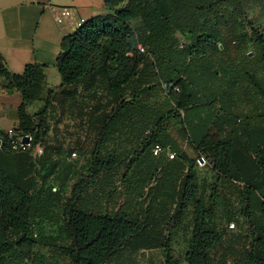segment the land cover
<instances>
[{
	"label": "trees",
	"instance_id": "16d2710c",
	"mask_svg": "<svg viewBox=\"0 0 264 264\" xmlns=\"http://www.w3.org/2000/svg\"><path fill=\"white\" fill-rule=\"evenodd\" d=\"M104 3L107 12L65 35L56 62L60 87L73 88L64 107L95 129L92 147L79 151L89 156L78 173L71 161L58 173L52 154L46 158L53 89L43 107L28 111L44 99L46 65L29 63L14 73L0 56L2 88L22 95L13 137L30 133L32 144L45 149L38 159L12 151V137L0 129V264H128L126 248H161L164 264H180L172 235L187 217L185 264H264V72L257 68L259 62L264 70V29L251 17V1ZM238 90L243 104L232 99ZM188 116L201 118L194 131ZM172 119L196 157L180 146L172 147V159L153 153L157 143L164 150L173 144ZM200 154L216 176L209 186L199 178ZM125 160L127 196L136 199L127 211L124 204L108 210ZM73 173L78 179L67 193ZM218 198L232 205L226 220L243 219L250 233L241 249L227 247L214 260L225 239ZM54 220L55 228L41 234Z\"/></svg>",
	"mask_w": 264,
	"mask_h": 264
},
{
	"label": "crops",
	"instance_id": "0c3cea01",
	"mask_svg": "<svg viewBox=\"0 0 264 264\" xmlns=\"http://www.w3.org/2000/svg\"><path fill=\"white\" fill-rule=\"evenodd\" d=\"M47 1L48 0H0V56L4 58L8 70L14 73H22L29 63L46 65L44 67L46 84L42 93L44 99L36 100L31 103L28 106V111L30 113H35L43 107L49 89H53L54 92L46 114L49 126L46 137V158L48 159V155L52 154L50 156V161L58 162L57 169L58 173H60V169L63 168L64 164L72 160L71 156H73V152H76L75 156H77V151L79 152L81 149L87 150L88 147L84 146L82 144L83 141L78 138H76L75 142L76 145L79 146H68L65 136L66 133L60 129L61 122L63 121L62 117L68 112V104L65 107L63 105L68 99L65 93L67 90L73 88L67 86L60 87L62 78L56 66V62L62 51V42L65 35L73 32L74 28L72 27L68 32L65 27L58 25L54 20L53 13L44 6ZM53 1L59 5L80 6L83 16L87 19L108 11L104 0ZM253 1L259 5V9L263 8L264 0ZM255 13L256 11L252 12L254 17ZM261 20L262 23H264V14L261 15ZM225 62L228 63V60ZM3 83L4 79L0 76V129L8 131L10 128L18 126V108L22 102V95L18 91L9 93L2 88ZM80 89H82L81 86L78 87V90ZM232 99L239 104L246 102L245 96L240 90L236 91V95L233 96ZM76 118L77 117H75V119ZM172 122L174 123V119H172ZM179 129V127L172 124L168 128L169 133L173 137V144L165 149L166 152H163L161 155L163 158H167V150L174 151L175 146H180L183 154L192 158L189 151V148L192 147L186 142L187 139H180L179 136L181 132ZM81 132L82 131H80L78 135H80ZM91 132H93L94 136V131ZM88 133H90V131H87V134ZM187 146H189V148ZM172 147L174 149H172ZM68 150H71L72 153L67 154ZM154 161L157 162L158 159L154 158ZM77 167L79 168V165ZM199 169H201V167ZM198 173L200 181L204 185L209 186L210 182L216 179L214 172L211 170L203 176L200 171H198ZM141 176L144 178L143 173ZM52 177L54 178V175H51L48 180L57 187V179H53ZM131 188L134 189V186ZM132 199L135 200L136 197L127 196V202ZM231 262L232 260L229 258V263Z\"/></svg>",
	"mask_w": 264,
	"mask_h": 264
},
{
	"label": "rangeland",
	"instance_id": "374dc122",
	"mask_svg": "<svg viewBox=\"0 0 264 264\" xmlns=\"http://www.w3.org/2000/svg\"><path fill=\"white\" fill-rule=\"evenodd\" d=\"M251 1L250 5V13L251 17L254 19L255 24L261 28L264 29V23H262L261 20V15L264 14V5L263 8L259 9V5L256 4L253 0ZM256 11L254 14L255 17L253 16L252 12ZM257 60V59H256ZM257 68L260 73L264 72L263 70V65L259 62H257ZM32 108V107H31ZM189 113V111H188ZM189 115V114H188ZM63 121L61 122V130L65 131L66 133V139H67V145L74 147V146H79L76 145V138L80 139L82 144L87 147H92L93 142H94V136L93 132L95 131L94 127L89 126V121L85 122L82 121L80 123L79 119H75L74 116H71V113L68 111L63 115ZM201 118L193 119L188 116L186 120V125L189 126V130L194 131V127L197 125V121H200ZM174 126L178 124V121L173 123ZM172 124V125H173ZM75 131V132H74ZM80 135H78V133ZM87 131H90V133L87 134ZM189 148V146H187ZM77 151V150H76ZM189 151L191 153V157L194 158L196 157V152L194 151L193 148H189ZM87 157L89 155H86ZM86 156L81 154L80 152L77 151V156H71L73 161V165L75 169H77L78 173V165L80 167L81 164L86 163ZM127 165V160H125L124 163H122L118 168H119V174L115 176L113 180V186L110 187V190H114V199L108 203V207L110 209L116 210L118 209L121 205H123V209L127 211V183H126V176L122 177L124 174V171L126 169ZM201 167V166H200ZM87 170V171H86ZM85 171L89 173V170L86 169ZM201 175H206L207 173L210 172V169L207 167H201L199 169ZM78 174L74 173V175L70 179V184L66 188L67 193L70 192L72 184L78 179ZM211 184L214 183V180L210 182ZM210 190H208V193H210ZM229 209H232V205H226L220 198H218V206H217V216H216V221L220 227V229L225 230V239L222 245H220L216 251L214 252V260H216L221 253L227 248L232 246L235 249H241L244 244L247 243L248 238L245 240L247 235L250 233L249 232V226L246 221L243 219H240L239 225L237 224V227L234 230L229 229L228 224L229 222L226 220V212H228ZM58 224H59V219H57ZM50 225H48V229L45 228V231L43 233H48L51 231V229H54L56 226L55 220L54 222L50 221ZM59 227V226H57ZM191 219L190 217H187L186 222L184 225H182L180 228L176 229L172 235V253L174 257L179 259L181 261L180 264H185V251L187 248V238L191 234ZM54 231V230H52ZM38 233V238L40 237L39 231ZM232 235H235V240H233ZM42 251L46 252L47 250L43 249ZM124 256V258L130 257L128 264H164V258H163V250L161 248L158 249H143L138 252H131L129 249H123L121 252ZM233 258V255H230V259ZM116 260L114 259L111 264H116Z\"/></svg>",
	"mask_w": 264,
	"mask_h": 264
},
{
	"label": "built area",
	"instance_id": "2783aa9c",
	"mask_svg": "<svg viewBox=\"0 0 264 264\" xmlns=\"http://www.w3.org/2000/svg\"><path fill=\"white\" fill-rule=\"evenodd\" d=\"M45 8L53 13V17L55 22L61 27H65L69 32L71 28H74V31L83 25L87 18L83 16L82 10L80 6L77 5H59L55 3L53 0H48L44 4ZM140 50L143 52L145 48L143 46H139ZM8 135L12 137L11 139V150L15 152H28L34 158L38 159L45 152L44 146L41 143L32 144L33 143V135L28 133L25 135H20L17 138H14L15 134L14 128H10L8 131ZM24 136L28 137V141L25 142L23 140ZM165 151L163 146L157 143L153 148V153L155 155H159L161 152ZM169 158H174L176 155L175 151L167 150ZM76 155V152H73V156ZM197 164L201 167H204L208 164V160L205 155L200 154L196 158ZM229 229L234 230L237 227L235 221H231L228 224Z\"/></svg>",
	"mask_w": 264,
	"mask_h": 264
},
{
	"label": "water",
	"instance_id": "95a60500",
	"mask_svg": "<svg viewBox=\"0 0 264 264\" xmlns=\"http://www.w3.org/2000/svg\"><path fill=\"white\" fill-rule=\"evenodd\" d=\"M23 140H24L25 142H27V141H28V137H27V136H24Z\"/></svg>",
	"mask_w": 264,
	"mask_h": 264
}]
</instances>
